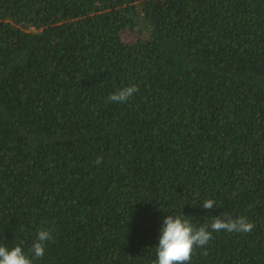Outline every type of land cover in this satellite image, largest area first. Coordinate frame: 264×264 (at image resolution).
<instances>
[{
	"label": "trees",
	"instance_id": "16d2710c",
	"mask_svg": "<svg viewBox=\"0 0 264 264\" xmlns=\"http://www.w3.org/2000/svg\"><path fill=\"white\" fill-rule=\"evenodd\" d=\"M171 214L255 224L191 264H264V0H0V245L153 264Z\"/></svg>",
	"mask_w": 264,
	"mask_h": 264
},
{
	"label": "clouds",
	"instance_id": "9594fccd",
	"mask_svg": "<svg viewBox=\"0 0 264 264\" xmlns=\"http://www.w3.org/2000/svg\"><path fill=\"white\" fill-rule=\"evenodd\" d=\"M137 91L138 87L135 85L126 86L110 94L107 101L123 104ZM95 163H102V157H97ZM214 206L217 205L213 199L202 202V207L206 210H212ZM187 217L184 214H171L163 218L159 243L155 247L157 258L153 264H191V256L196 249L206 247L214 232L249 233L255 228V224L246 216L233 218L227 214H221L212 216L209 224L200 226L192 223ZM52 239V232L42 228L28 252H25L20 244L11 249L0 245V264H35L44 255L45 243Z\"/></svg>",
	"mask_w": 264,
	"mask_h": 264
}]
</instances>
